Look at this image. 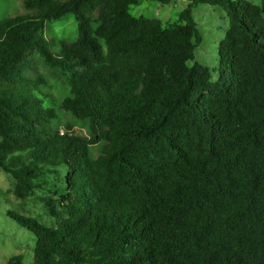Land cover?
I'll return each mask as SVG.
<instances>
[{
	"label": "trees",
	"instance_id": "1",
	"mask_svg": "<svg viewBox=\"0 0 264 264\" xmlns=\"http://www.w3.org/2000/svg\"><path fill=\"white\" fill-rule=\"evenodd\" d=\"M141 1L23 0L0 19V169L55 225L8 214L34 264H264V0H189L173 25L134 17ZM198 3L227 14L215 70L195 60ZM67 14L78 38L48 39ZM32 52L69 88L65 132Z\"/></svg>",
	"mask_w": 264,
	"mask_h": 264
},
{
	"label": "rangeland",
	"instance_id": "2",
	"mask_svg": "<svg viewBox=\"0 0 264 264\" xmlns=\"http://www.w3.org/2000/svg\"><path fill=\"white\" fill-rule=\"evenodd\" d=\"M247 1L261 4V0ZM189 3V0H174L168 5H163L159 2L144 0L131 6L130 13L134 17L159 19L165 25H173L181 23L182 12ZM23 12H25L23 0H0V19ZM193 18L202 37V42L195 52V60L215 70L219 66V46L225 39L228 27L227 14L219 6L198 3L193 7ZM45 34L48 39L75 41L78 38V24L74 15L67 14L60 19L48 22ZM53 45L55 49L59 48L56 43ZM27 58L31 62L27 75L31 78L41 75L46 79L47 85L42 86L39 96L44 98L49 106L57 108L56 124L61 132H65L66 124L72 119L65 111L58 109V104L59 100L69 92V88L65 87L61 80L56 82L54 70L46 66L37 53L32 52ZM216 78L217 74L214 73V79ZM73 132L85 134V129L75 125ZM9 211H18L25 216L35 217L44 224L55 225L38 203L15 197L10 177L0 169V264H7L11 257L18 254L25 256V264H34L35 236L32 231L10 217Z\"/></svg>",
	"mask_w": 264,
	"mask_h": 264
}]
</instances>
